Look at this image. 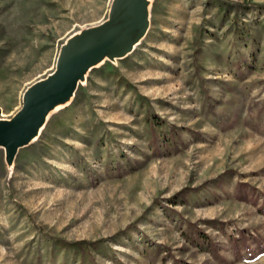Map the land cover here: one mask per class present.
<instances>
[{
  "label": "rangeland",
  "instance_id": "1",
  "mask_svg": "<svg viewBox=\"0 0 264 264\" xmlns=\"http://www.w3.org/2000/svg\"><path fill=\"white\" fill-rule=\"evenodd\" d=\"M114 1L0 0L1 120ZM142 1L132 51L0 144V264H264V11L237 5L264 0Z\"/></svg>",
  "mask_w": 264,
  "mask_h": 264
},
{
  "label": "water",
  "instance_id": "2",
  "mask_svg": "<svg viewBox=\"0 0 264 264\" xmlns=\"http://www.w3.org/2000/svg\"><path fill=\"white\" fill-rule=\"evenodd\" d=\"M145 13L142 0H115L109 24L92 31L82 41L67 47L60 55L52 78L34 88L22 109L8 122H0V144L12 153L22 146L19 137L32 123L40 122L45 108L55 99L69 98L80 70L97 55L121 54L131 36L140 35ZM86 69V68H85Z\"/></svg>",
  "mask_w": 264,
  "mask_h": 264
},
{
  "label": "bare ground",
  "instance_id": "3",
  "mask_svg": "<svg viewBox=\"0 0 264 264\" xmlns=\"http://www.w3.org/2000/svg\"><path fill=\"white\" fill-rule=\"evenodd\" d=\"M146 22H147L146 15L144 13V15L142 17V28H143L142 31H144L145 28H146ZM137 38H138V34L128 38V40L126 41L125 47L123 48L122 52H126L128 50L133 49L134 46L136 45ZM97 56H99V55H97ZM97 56L91 58L88 61V64L86 65L87 68L91 67L92 65H94L95 63H97L100 60L101 57H97ZM55 72H56V69H55V71L53 73H51L47 77V79L45 81H47L50 78H52L53 75L55 74ZM0 122H4V121L0 119ZM40 128H41V123H38V122L32 123L30 125V127L28 129H26L25 132L19 137L20 143H25V142L28 143V141L35 139L39 135Z\"/></svg>",
  "mask_w": 264,
  "mask_h": 264
},
{
  "label": "trees",
  "instance_id": "4",
  "mask_svg": "<svg viewBox=\"0 0 264 264\" xmlns=\"http://www.w3.org/2000/svg\"><path fill=\"white\" fill-rule=\"evenodd\" d=\"M222 1H224V2H226V3H231V4H234V3H232V2H230V1H228V0H222ZM237 5H246V7H255V8H257V9H261V10H263L264 11V3L263 4H256V3H253V2H244V3H238ZM151 119H152V122L153 123H158V121H160V119L157 117V116H152L151 117ZM161 123H164V122H161ZM82 242H80L79 244H81ZM83 243H86V244H89V242H83Z\"/></svg>",
  "mask_w": 264,
  "mask_h": 264
}]
</instances>
